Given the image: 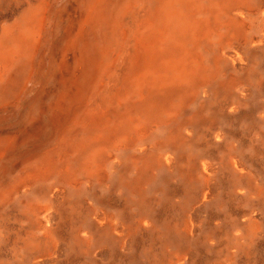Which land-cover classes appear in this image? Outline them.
<instances>
[{
    "label": "rangeland",
    "instance_id": "obj_1",
    "mask_svg": "<svg viewBox=\"0 0 264 264\" xmlns=\"http://www.w3.org/2000/svg\"><path fill=\"white\" fill-rule=\"evenodd\" d=\"M175 1L0 0V264H264V0Z\"/></svg>",
    "mask_w": 264,
    "mask_h": 264
},
{
    "label": "bare ground",
    "instance_id": "obj_2",
    "mask_svg": "<svg viewBox=\"0 0 264 264\" xmlns=\"http://www.w3.org/2000/svg\"><path fill=\"white\" fill-rule=\"evenodd\" d=\"M46 1V0H45ZM124 0H117V3L115 5L110 6L108 3V0H95L93 8L91 10V12L88 14V16L85 19V27L87 25L92 26L94 23V19L95 17H99L101 15H104V17H106L107 19H109L107 27L104 29L102 36L105 38H110V36L113 35V33L116 31L117 25V14L119 13V10L121 8V3ZM126 1V0H125ZM152 1L154 3H156V0H150V4H152ZM175 1V0H174ZM177 1V0H176ZM175 1V2H176ZM191 1V0H190ZM72 2V1H71ZM158 2V1H157ZM170 3V2H169ZM174 3V2H173ZM193 3V2H192ZM168 4V3H167ZM124 6V5H123ZM152 7V6H151ZM122 9V8H121ZM166 10V9H165ZM168 10V9H167ZM47 11V10H46ZM136 11V10H135ZM150 11V10H149ZM134 12V11H133ZM139 12V11H138ZM135 13V12H134ZM141 13V12H140ZM153 13V12H151ZM163 13V12H161ZM187 13V12H186ZM169 14V13H168ZM177 14V13H176ZM155 15V14H154ZM167 15V14H165ZM39 16V15H38ZM151 16V15H150ZM156 16V15H155ZM190 16V15H189ZM74 17V16H73ZM162 17V16H161ZM168 17V16H167ZM38 18V17H37ZM44 18V17H43ZM100 18V17H99ZM27 19V18H26ZM134 19V17H133ZM162 19H164V17H162ZM166 19V17H165ZM100 20V19H99ZM146 20V19H145ZM167 20V19H166ZM25 21V20H24ZM162 21V20H161ZM190 21V20H189ZM101 22V21H100ZM138 22V21H137ZM160 22V21H159ZM163 22V21H162ZM187 22V21H186ZM96 23V22H95ZM98 23V22H97ZM166 23V22H165ZM171 27L170 30L172 31V36L171 39L176 40L178 39L180 36L183 35V30H184V26L183 23L181 22V20L177 17L174 18L171 22ZM164 24V23H163ZM190 24V23H189ZM193 24V22H192ZM24 26V25H23ZM166 26V25H165ZM31 27V26H30ZM158 27V26H157ZM191 27V26H190ZM83 28V27H82ZM159 28V27H158ZM18 29V28H17ZM20 29V28H19ZM18 29V30H19ZM154 29V28H153ZM82 30V29H81ZM23 31V30H22ZM30 31V30H29ZM21 32V31H19ZM148 32V31H147ZM158 32V31H157ZM187 34V33H186ZM21 36V35H20ZM153 36V35H152ZM158 36V35H156ZM145 37V34H144ZM114 38V37H113ZM154 38V36L152 37ZM151 38V39H152ZM112 39V38H110ZM109 39V40H110ZM148 40V39H147ZM130 44V43H129ZM133 48V47H132ZM141 51V50H140ZM159 51V50H158ZM164 52V51H163ZM165 53V52H164ZM145 55V54H144ZM157 55V54H156ZM150 56V55H149ZM156 57V56H155ZM99 59V55L97 53V51L93 50L92 52L87 53L86 57L84 58L83 62H84V66H86V69L89 67L88 70V76L86 75L85 79L81 81V83L79 84V89H82L84 92L86 90V88H88V86L90 85L93 77L96 75V65L95 63L97 62V60ZM134 59V55L131 52H128L126 54V56L124 57V64H130ZM143 60V59H142ZM159 62V61H158ZM98 69V68H97ZM118 75V74H117ZM10 88V87H9ZM9 88H7V90H9ZM1 93H3L4 95L6 94L5 91H2ZM149 101L152 103H155V98L153 99V97L149 98ZM149 102V103H150ZM76 111L77 109H73L72 111V116H76ZM96 114V113H95ZM95 114H93L92 116L94 117L93 119L96 118V116H94ZM98 114V113H97ZM3 141H6L5 139H2ZM2 142H0L1 144ZM12 143V141H11ZM2 146L0 145V150H1ZM1 152V151H0ZM3 154V152H1Z\"/></svg>",
    "mask_w": 264,
    "mask_h": 264
}]
</instances>
